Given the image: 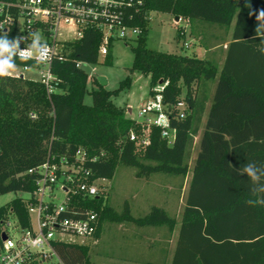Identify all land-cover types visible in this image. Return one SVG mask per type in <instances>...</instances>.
Wrapping results in <instances>:
<instances>
[{
  "label": "trees",
  "instance_id": "obj_1",
  "mask_svg": "<svg viewBox=\"0 0 264 264\" xmlns=\"http://www.w3.org/2000/svg\"><path fill=\"white\" fill-rule=\"evenodd\" d=\"M159 12L188 20L190 34L207 50L206 55L200 58L147 48L150 16ZM262 13L264 0H144L134 13L133 24L142 33L131 48L130 71L150 76L151 95L156 85L166 82L162 95L168 108L182 97L188 104L184 118H177L175 112L171 116L176 131L172 142L152 126L149 144L143 145L144 127L114 103L113 97L130 86L129 76L113 90L96 79L97 88L88 91V74L76 62H98L101 37L93 30L66 45L65 61L54 62L52 71L59 83L50 98L37 81L0 78V195L33 192L36 184L27 174L29 169L45 162L50 152L70 155L80 147L97 157L88 164L95 178L111 180L119 165L135 167L141 178L157 173L185 178L216 83L171 264H264V205L246 203L264 198V194H252L247 176L238 171L249 162L264 164ZM4 34L14 38L0 32ZM214 45L218 53L210 56ZM224 46V62L219 68L217 55ZM110 58L109 52L105 62ZM14 59L17 66L30 64ZM87 92L92 95V105L85 103ZM31 113L37 117L32 118ZM131 130L137 141L130 140ZM70 207L77 218L97 213L95 236L105 222L165 224L171 230L176 226V218L158 206L138 217L128 205L119 212L103 192L92 198L77 195ZM11 213L23 226L30 224L22 197L0 206V242L4 221ZM55 247L66 264H93L88 244L57 242Z\"/></svg>",
  "mask_w": 264,
  "mask_h": 264
},
{
  "label": "built area",
  "instance_id": "obj_2",
  "mask_svg": "<svg viewBox=\"0 0 264 264\" xmlns=\"http://www.w3.org/2000/svg\"><path fill=\"white\" fill-rule=\"evenodd\" d=\"M143 4L144 0H0V32L24 36L21 49L29 47L33 33L42 36V42L48 45L43 62L32 58L27 60L30 64L17 66L25 72L37 71L38 78L18 77L39 82L50 98L59 83L52 66L56 61L66 60V45L93 30L101 37L99 57H105L115 41H132L141 35L142 29L133 24V18ZM81 64L82 61H77L76 67L81 68ZM166 84L155 86L154 95L135 119L144 127L140 139L143 145L149 144L148 131L152 126L160 128L163 138L172 142L176 132L171 124L173 112L177 118L187 115L188 104L183 97L172 108L164 104L162 91ZM31 117L37 115L31 113ZM129 138L138 140L133 130ZM96 160L97 157H91L80 147L70 155L50 152L45 162L27 171L36 184L33 192H24L27 196L22 197L31 217L30 224L23 226L14 213L9 214L1 233L0 264H66L55 244H83L95 235L97 213L91 211L73 217L70 204L77 195L92 198L100 194V183L107 179L95 178L88 167Z\"/></svg>",
  "mask_w": 264,
  "mask_h": 264
},
{
  "label": "rangeland",
  "instance_id": "obj_3",
  "mask_svg": "<svg viewBox=\"0 0 264 264\" xmlns=\"http://www.w3.org/2000/svg\"><path fill=\"white\" fill-rule=\"evenodd\" d=\"M148 28L147 48L155 51L179 53L183 55L196 54L200 58L204 57L202 50L199 49V41L190 34V28L187 20L183 19L176 21L170 14L160 12L152 13ZM179 31L180 37H178ZM192 42L197 43V46H192ZM133 45H135V40H117L110 48V62H105V57L100 56L97 63L82 62L81 68L88 74L89 77L87 83L88 91H91L93 88H97L95 80L97 79L99 81V77H104L107 80V83L104 85L106 89L113 90L118 88L121 82L129 76L131 79L130 86L123 89L117 96L113 97V101L125 110L132 108V114H130V117L132 119H138V113L141 107L146 101L151 99L152 95L150 94V76L137 71H130L134 60V54L131 49ZM217 57L219 59V68H221L224 56L223 54L220 56L218 54ZM20 75H24V77L32 79H37L39 76L37 71L30 70L25 72L19 67H17V70L10 76L18 77ZM85 103L87 105H92L93 103L92 95L88 92L85 95ZM197 149L198 145L197 143H194L189 162L190 170L185 178L182 176L166 175L163 173L154 174L150 178H141L136 176L135 167L119 165L116 169L114 177L111 180H106L100 183V193L103 192L108 203L119 212L124 211L126 205L132 208V210H144L139 212L140 214L132 212L135 216H140L145 215L144 213L147 214L153 206L158 204L156 203V199H158L160 195L157 197L156 190L161 192V190H165L164 188H169L172 183L173 185L179 184L180 188L178 187L179 189H174V195L172 198L174 199V210L177 208L179 213L177 214L176 212L171 211H169V213L170 216L177 219L178 228H180ZM174 188L176 187L174 186ZM26 196L27 195L24 192L5 193L0 195V206L7 204L16 197ZM178 196L179 203L177 206ZM139 202L143 203L141 208L136 205L137 203L139 204ZM167 210L172 209L168 207L166 211ZM9 221H13V218L9 217ZM94 237L95 235L86 239L83 244L92 245L95 240ZM77 240L80 241V239ZM89 253L91 259L93 258L97 261L96 256H94L96 253V247H94V245L90 247ZM151 257V255L143 256V260L148 258L150 259ZM157 264L169 263L163 261Z\"/></svg>",
  "mask_w": 264,
  "mask_h": 264
},
{
  "label": "crops",
  "instance_id": "obj_4",
  "mask_svg": "<svg viewBox=\"0 0 264 264\" xmlns=\"http://www.w3.org/2000/svg\"><path fill=\"white\" fill-rule=\"evenodd\" d=\"M191 36L193 37V35ZM228 42L229 39L226 43ZM192 43H193L192 46H197V43L195 42ZM199 49L202 50V53L205 56L207 50L200 45H199ZM217 50H218L217 46L214 45L209 50L212 52L210 56H214V55L216 56V54L218 53ZM225 50L226 47H224V51L222 53L220 52L219 54L220 55L223 54V56L225 57V53H226ZM224 57L221 64H223L224 62ZM215 87H216V83L213 84L212 86L210 99L207 104L203 121L201 123L200 131L198 135L195 137L194 143H197L198 145V149L195 154V159L199 151L200 140L203 131L205 129L208 111L212 103ZM127 113L128 116L130 117V114H132V108H128ZM177 185H173L172 183L169 188H164L165 190L163 191L161 190V192L156 190L157 197H159L158 195H160V197L156 199V203H158L156 204V206L162 207L165 210L168 207H170L172 210H167L168 213L169 211H171V212H176L178 214L179 211L177 210V208L176 210H174V205H173L174 199H172L174 195V189H177L179 187V184ZM174 186L176 188H174ZM178 203H179V196H178L177 206ZM136 205L139 208H141L143 206V203L139 202V204L137 203ZM141 211L144 210H132L131 208V213L132 212L139 213ZM132 215L134 214L132 213ZM179 232H180V228H178L177 219H176V226L174 227L173 230H171L165 224L139 226L130 221L105 222L102 225L100 231L98 232V235L94 237L95 239L94 242L92 243V245L89 246L91 247L94 245V247H96V253L94 256H96L98 264H155V263L157 264L163 261L164 262L166 261L167 263L171 264L176 249ZM148 255H151L152 257L150 259L148 258L143 260V256H148ZM91 260L93 264H97L96 260H94L93 258Z\"/></svg>",
  "mask_w": 264,
  "mask_h": 264
},
{
  "label": "clouds",
  "instance_id": "obj_5",
  "mask_svg": "<svg viewBox=\"0 0 264 264\" xmlns=\"http://www.w3.org/2000/svg\"><path fill=\"white\" fill-rule=\"evenodd\" d=\"M264 18V13L261 14ZM25 39L24 36L9 38L7 34L0 35V78L8 77L17 70L15 57L19 56L22 62L35 58L37 62H43L48 55V45L42 42L39 33L32 34V43L27 49H21L20 44ZM241 175H246L250 182V191L264 194V164L257 165L249 162L238 169ZM249 206L264 205V198L256 200L249 199L246 202Z\"/></svg>",
  "mask_w": 264,
  "mask_h": 264
},
{
  "label": "water",
  "instance_id": "obj_6",
  "mask_svg": "<svg viewBox=\"0 0 264 264\" xmlns=\"http://www.w3.org/2000/svg\"><path fill=\"white\" fill-rule=\"evenodd\" d=\"M175 20L178 21L179 17H175ZM99 82L102 86H104L107 83V80L104 77H99ZM6 236L3 234L2 239H5Z\"/></svg>",
  "mask_w": 264,
  "mask_h": 264
}]
</instances>
